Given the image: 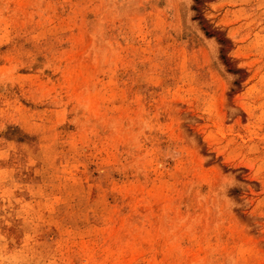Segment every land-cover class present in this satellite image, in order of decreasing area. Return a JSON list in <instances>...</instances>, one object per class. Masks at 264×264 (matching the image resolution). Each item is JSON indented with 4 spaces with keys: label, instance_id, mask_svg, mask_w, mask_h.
Wrapping results in <instances>:
<instances>
[{
    "label": "rangeland",
    "instance_id": "obj_1",
    "mask_svg": "<svg viewBox=\"0 0 264 264\" xmlns=\"http://www.w3.org/2000/svg\"><path fill=\"white\" fill-rule=\"evenodd\" d=\"M0 264H264V0H0Z\"/></svg>",
    "mask_w": 264,
    "mask_h": 264
}]
</instances>
